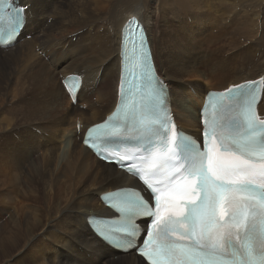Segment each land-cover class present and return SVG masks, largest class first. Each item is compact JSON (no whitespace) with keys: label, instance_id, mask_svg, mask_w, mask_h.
<instances>
[{"label":"bare ground","instance_id":"1","mask_svg":"<svg viewBox=\"0 0 264 264\" xmlns=\"http://www.w3.org/2000/svg\"><path fill=\"white\" fill-rule=\"evenodd\" d=\"M15 1L31 16L19 44L0 52V264H140L135 257L109 258L102 249L100 260L91 251L85 217L103 210L101 194L126 183L78 142L77 119L85 132L117 106L120 40L132 16L146 30L180 118L198 110L182 89L204 95L258 79L264 84V5L255 21L250 9L235 6L238 0H182L175 7L176 0ZM215 32L232 56L220 55ZM240 33L249 49L243 59L232 51L241 48ZM74 74L83 79L76 106L62 82ZM259 114L264 118V91Z\"/></svg>","mask_w":264,"mask_h":264},{"label":"snow or ice","instance_id":"2","mask_svg":"<svg viewBox=\"0 0 264 264\" xmlns=\"http://www.w3.org/2000/svg\"><path fill=\"white\" fill-rule=\"evenodd\" d=\"M24 13L11 0H0V35L18 37ZM120 45L124 120L102 143L108 148L147 142L149 147L139 157L108 161L119 163L143 188L118 186L101 197L109 215L87 218L95 234L135 247L144 258L141 264H264V118L257 114L254 82L219 97L208 94L200 110V138H192L160 117L164 89L153 74L143 26L132 20ZM70 83L74 96L76 82ZM133 88L140 101L129 108ZM121 127L135 134L122 135ZM140 233L144 238L137 243Z\"/></svg>","mask_w":264,"mask_h":264},{"label":"rangeland","instance_id":"3","mask_svg":"<svg viewBox=\"0 0 264 264\" xmlns=\"http://www.w3.org/2000/svg\"><path fill=\"white\" fill-rule=\"evenodd\" d=\"M239 2L238 3H236L235 4V6H243L246 10H248V9H250V12H253L254 14H252L253 15V19L255 20V21H257V19H256V16L259 14V13H261V9H262V7H263V5H264V0H249L250 2H247L246 0H238ZM180 2H182V0H176V3L174 2V7H175V5H177L178 3H180ZM198 14H201V12L200 13H198ZM241 16L242 17H244V14H241ZM247 17L249 18L248 19V22L250 23V17L247 15ZM252 20V19H251ZM172 22H175V21H172ZM175 25H177V24H175ZM178 26V25H177ZM172 28L173 29H175L176 31H180V28H178V27H176V26H172ZM216 31V30H215ZM247 32H249V31H247ZM171 33V32H170ZM243 33V32H242ZM242 33H240V35H237V38H238V40H236L235 41V45H237V46H239V47H241V48H238V49H236V51H239V56H238V58L239 57H242V58H244V57H246L247 56V54H248V52H249V49H248V47H247V43H246V41L244 40V38L242 37ZM177 36H182V33H180V34H178ZM174 37H175V35H173L171 38H173L174 39ZM182 37H184V36H182ZM217 40V41H216ZM219 41H221V42H219ZM216 42V43H215ZM212 43H215V46H220L221 47V49L219 50L220 51V55H222V56H225L226 55V53H228L229 51L228 50H230V47H227L226 45H227V43L223 40V38H222V35L221 34H219L218 32H215L214 34H213V38H212ZM253 45H254V43H253ZM196 46L200 49V50H203L204 51V49H206V51H208L209 52V50H210V48H208V45L207 44H204V45H202L200 42H198L197 44H196ZM195 45H194V47H196ZM209 49V50H208ZM232 51H234V53H237L235 50H232ZM203 52H201V54H202ZM233 53V52H232ZM232 53H228V55L229 56H232ZM244 53V54H243ZM220 55H218L217 54V52L215 53V56H216V59L217 60H221L223 57H220ZM209 58V55H208V57H207V59ZM203 60H204V58H203ZM220 62H222V64H220V65H226V63L224 64L223 63V61L221 60ZM198 64V63H197ZM200 64H201V59H200ZM202 70H203V72H204V70H205V66L203 65V63H202ZM59 78V77H58ZM177 82V81H176ZM204 82V81H203ZM179 83H181V82H179ZM60 84H61V80H60ZM201 84H199V86H197L196 88L197 89H199V90H202L201 89ZM202 87H206V86H202ZM63 92H64V89H63ZM65 96V93H63V97ZM64 99H66V96H65V98ZM86 113H87V111H85ZM89 116H90V113H89ZM85 117V118H84ZM84 117H82L85 121H86V116H84ZM87 117H88V114H87ZM75 124V123H74ZM19 127V126H18ZM45 126H42V127H40V128H44ZM39 131H41L42 133H44L45 134V130H43V129H38ZM36 133V132H35ZM43 138H44V135H43ZM104 262V261H103ZM110 263V262H109Z\"/></svg>","mask_w":264,"mask_h":264},{"label":"clouds","instance_id":"4","mask_svg":"<svg viewBox=\"0 0 264 264\" xmlns=\"http://www.w3.org/2000/svg\"><path fill=\"white\" fill-rule=\"evenodd\" d=\"M29 13V12H28ZM29 15H31L30 13H29ZM132 18H136L137 20H138V18L136 17V16H132L130 19H132ZM129 19V20H130ZM138 22L141 24V25H143L139 20H138ZM24 24H27V21H24ZM127 24V23H126ZM125 24V25H126ZM125 27V26H124ZM144 27V26H143ZM124 29V28H123ZM122 33H123V31H122ZM156 69H157V67H156ZM157 72H158V70H157ZM159 75V74H158ZM160 76V75H159ZM161 77V76H160Z\"/></svg>","mask_w":264,"mask_h":264}]
</instances>
